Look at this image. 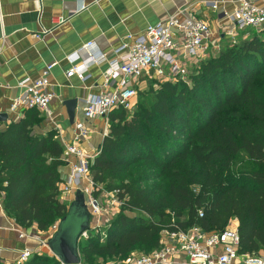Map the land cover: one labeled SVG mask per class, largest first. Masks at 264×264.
<instances>
[{
	"label": "trees",
	"instance_id": "obj_1",
	"mask_svg": "<svg viewBox=\"0 0 264 264\" xmlns=\"http://www.w3.org/2000/svg\"><path fill=\"white\" fill-rule=\"evenodd\" d=\"M251 36L192 70L191 86L158 81L139 92L133 118L122 108L109 115L91 175L106 191H119L125 208L105 242L91 233L81 246L83 264L151 254L165 229L220 232L232 220L239 254L263 256L264 31ZM38 121L30 110L0 130V192L20 228L47 233L70 206L60 202L64 147L54 133H35ZM24 264L60 262L44 254Z\"/></svg>",
	"mask_w": 264,
	"mask_h": 264
},
{
	"label": "crops",
	"instance_id": "obj_2",
	"mask_svg": "<svg viewBox=\"0 0 264 264\" xmlns=\"http://www.w3.org/2000/svg\"><path fill=\"white\" fill-rule=\"evenodd\" d=\"M238 2L239 0H0V116H7L6 121L0 118V130L3 131L14 121L25 119L26 111L11 110L13 101L23 93L20 84L28 79H40L48 65L58 62L50 74L51 85L47 88L48 92L55 95L50 105L55 124L39 112L34 132L44 136L54 133L56 140L64 147L63 160L66 164L60 168L62 185L70 174L71 165L76 161L65 154V148L67 144L73 143L77 132L81 128L92 130L90 138L80 144L90 154L101 149L109 133V120L88 121L84 118L82 111L86 102L92 97L112 92L117 86L112 83L109 88H103L107 63L90 66L84 81L77 76L68 78L72 65L67 58L93 44L86 49L78 64L90 54H106L109 59H113L121 46L132 45L137 36L143 34L149 26L165 22L173 16L184 21L188 17L187 10L193 11L198 19L207 22L212 31L210 48L204 62L231 44L230 36L224 32L225 27L231 26L226 14L231 15ZM215 3L218 6L216 10L212 7ZM83 7L86 8L81 11ZM74 14L77 15L69 22L56 26L58 18H69ZM44 31L53 33L43 36ZM244 35L245 33L240 34L241 40ZM38 36H42V39H38ZM150 80L156 79L152 74H145L138 90L144 88ZM72 100L77 102L73 121L65 106L66 102ZM3 199L4 195L0 192V261L3 264H17L22 252L39 248V241L31 237H38L48 243L58 230L53 234L51 230L40 233L36 227L20 228L4 210ZM69 199L74 202L76 196H70ZM60 202L65 204L61 199ZM86 208L89 213V230L96 222H93L95 219L87 205ZM110 223L103 222L104 226ZM59 224L60 222L57 223L58 228ZM232 224V228L238 229V221L235 220ZM43 248L44 254L53 257L48 247ZM136 256L137 253H134L129 261L135 260ZM187 260L185 254H180L175 258L174 264H186Z\"/></svg>",
	"mask_w": 264,
	"mask_h": 264
},
{
	"label": "built area",
	"instance_id": "obj_3",
	"mask_svg": "<svg viewBox=\"0 0 264 264\" xmlns=\"http://www.w3.org/2000/svg\"><path fill=\"white\" fill-rule=\"evenodd\" d=\"M212 7L215 10L218 8L216 3ZM85 8L83 7L81 11ZM186 12L188 17L184 21L173 16L165 22L149 26L143 34L137 36L132 45L121 46L113 59H109L106 54L99 56L90 54L78 64L83 53L93 44L85 46L67 58L72 65L71 71L67 74L68 78L77 76L84 81L90 66L107 63L108 70L104 74L103 88H109L112 83L117 84L112 92H105L86 102L82 111L86 120L108 121L109 115L120 108L131 112L136 106L138 87L145 74H152L157 81L173 82L176 79L185 81L192 70L200 69L210 48L212 31L209 24L198 19L193 11ZM75 15L77 14L69 18H58L56 26L66 24ZM226 18L231 26L225 27L224 32L230 36L233 45L239 44L241 33H245L243 41L251 40V30L257 33L264 31V0H239L233 13L226 14ZM50 33L53 31H44L42 35ZM37 38L42 39V36ZM57 65L58 62L48 65L40 79L34 81L28 79L20 84L23 93L13 101L12 112L37 110L54 123L50 105L55 95L48 92L47 88L51 85L50 74ZM91 132L89 128H81L73 143L66 145L65 154L76 161L71 165L70 174L61 185L60 199L65 204H71L73 200L69 199L70 196H76L79 192L83 194L96 224L84 232L80 240L87 241L93 233L100 235L102 242H105L109 224L104 226L103 222H100L101 218L116 217L124 210L125 203L119 198V191L108 192L92 178L91 164L101 149L90 154L80 147L83 141L90 138ZM203 215V210H200V218ZM57 230L56 224L51 231L54 234ZM21 237L25 238V235ZM31 238L39 241V248L35 251L22 252L17 264L28 262L34 255H44L43 247H48V243L39 240L38 237ZM239 249L240 236L237 228L228 226L223 231L212 233H205L200 227L175 232L165 229L161 233L160 248L157 251L140 255L132 262L129 259L123 264H174L175 258L180 254L187 256L186 264H264V256L240 255Z\"/></svg>",
	"mask_w": 264,
	"mask_h": 264
},
{
	"label": "water",
	"instance_id": "obj_4",
	"mask_svg": "<svg viewBox=\"0 0 264 264\" xmlns=\"http://www.w3.org/2000/svg\"><path fill=\"white\" fill-rule=\"evenodd\" d=\"M77 102L75 100L66 102L69 117L73 121ZM7 120V116H0ZM89 228V213L85 204V197L80 192L76 200L71 204L67 216L60 221L58 231L48 242V248L57 258L60 264H78L81 262L80 248L82 246L80 237Z\"/></svg>",
	"mask_w": 264,
	"mask_h": 264
},
{
	"label": "rangeland",
	"instance_id": "obj_5",
	"mask_svg": "<svg viewBox=\"0 0 264 264\" xmlns=\"http://www.w3.org/2000/svg\"><path fill=\"white\" fill-rule=\"evenodd\" d=\"M252 38V37H251ZM241 38H239L238 40H240ZM231 45H233L232 44V42H231ZM225 48V47H224ZM224 48H222L221 50H223ZM219 53L220 52H218V53H216V54H214L212 57H216V56H218L219 55ZM190 77H191V75H189L188 76V78L185 80V82H187V84H189V86H191V80H190ZM149 78V77H148ZM178 80H180V79H176L175 81H173V82H176V81H178ZM184 81V80H183ZM156 82V83H155ZM160 82V81H159ZM158 81H154V80H152V81H149L147 84H146V86H144V88H142V89H140L139 91H138V97H137V102H138V100H139V98H140V96H139V92H141V91H146V92H148L149 90H150V86H151V84L153 85V88H154V86H155V88L154 89H157V84L159 83ZM161 82H163V81H161ZM137 102H136V106H137ZM134 113H135V109H133L131 112H129V116H131L130 118H133L132 116H134ZM66 205H69V203H67ZM118 215V214H117ZM112 218V217H111ZM111 218H106V217H103V218H101V221L100 222H112L113 221V218L111 219ZM233 221H235V220H232L231 221V223L229 224V227H231L233 224H232V222ZM237 221V220H236ZM93 222H96L95 220L93 221ZM82 245H84V243H82ZM136 255V254H135ZM141 254H138L137 253V256H136V258L138 257V256H140ZM135 258V259H136ZM112 262H114L115 264H123V262H119V261H112Z\"/></svg>",
	"mask_w": 264,
	"mask_h": 264
}]
</instances>
